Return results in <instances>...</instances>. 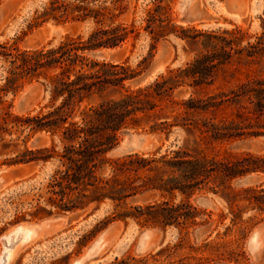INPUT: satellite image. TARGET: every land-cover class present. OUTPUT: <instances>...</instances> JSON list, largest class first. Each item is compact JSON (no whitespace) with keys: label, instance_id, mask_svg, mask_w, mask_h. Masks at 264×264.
<instances>
[{"label":"trees","instance_id":"1","mask_svg":"<svg viewBox=\"0 0 264 264\" xmlns=\"http://www.w3.org/2000/svg\"><path fill=\"white\" fill-rule=\"evenodd\" d=\"M169 10L164 4L147 12L142 30L150 37V49L173 35L195 46L196 52L184 66L135 87L130 83L147 64L131 68L127 60L90 56L119 49L129 40L133 46L140 35L132 23L117 21L125 12L122 0H49L36 17L38 24L89 21L87 36H66L57 45L37 49L0 43V156L15 153L0 160V166L54 164L45 207L36 209L33 217L87 210L91 215L108 203L96 232L128 221L142 228L186 231L209 222V214L191 202L204 191L226 201L232 225L241 221V211L233 208L239 200L264 214L262 184L241 190L232 186L248 174H264V154L222 149L264 137V32L176 26ZM39 79L49 92L47 108L32 115L14 114L6 96L24 82ZM144 128L163 133L181 129L192 144L111 156L124 133ZM24 131L23 148L15 152L17 145L11 142ZM37 133L48 134L49 145L26 147L25 138ZM5 135L11 139L5 141ZM143 196L152 200L135 203Z\"/></svg>","mask_w":264,"mask_h":264},{"label":"rangeland","instance_id":"2","mask_svg":"<svg viewBox=\"0 0 264 264\" xmlns=\"http://www.w3.org/2000/svg\"><path fill=\"white\" fill-rule=\"evenodd\" d=\"M48 1L1 0L0 43L15 44L22 50L37 49L57 45L66 36H87L92 27L89 21L55 23L49 20L38 24L36 17ZM164 4H168L170 18L176 26L192 27L198 31L240 27L249 35L264 32V0H122L125 12L117 21L132 23L140 35L133 41V46L132 40H129L119 49L99 50L90 56L96 60L116 63L127 60L131 68H144L147 64L142 74L130 83L131 87L147 84L169 69L184 66L193 58L195 46L170 35L160 40L154 49H150V37L142 30L147 12ZM143 59H146L145 62L140 63ZM156 60L159 61L158 66L149 73ZM139 64L140 67H137ZM5 100L11 103L14 114L32 115L47 108L49 92L42 79L26 81L14 94H8ZM26 133L24 131L19 140L11 142L17 145L15 152L23 148L22 139ZM140 136L147 137L146 143L138 144L137 138ZM9 139L8 135L4 136L5 141ZM25 139L26 147L30 149L50 143V137L45 133H37ZM186 143L191 145L192 137L181 129H172L169 133L150 132L147 128L129 130L123 134L111 156L148 152L159 147L164 150ZM223 148L234 153L264 154V137L246 138ZM14 155L13 152L1 155L0 160ZM3 168L15 170L16 174L0 185V237L17 224H38L45 219L54 222L41 229L29 242L17 244L7 264H75L80 261L81 264H195L206 258L208 264H264V214L246 201L239 200L233 206L235 210L241 211V221L235 225L230 223L232 214L229 213L226 201L220 195L204 191L195 195L191 202L209 214L206 225L180 231L174 227L165 230L142 228L128 221L126 224L113 222L96 232L101 227L98 222L106 214L108 203L100 206L94 218H90L93 213L87 215L89 210L40 218L32 216L36 209L45 207L47 186L54 169L52 162L0 166V169ZM260 184L264 187V174L251 173L235 180L232 186L235 190H241ZM151 200L143 196L135 203ZM257 230H260L258 233L262 239L252 245ZM144 233L151 235V239L148 238L151 243L141 249L140 241ZM98 242H102V247L96 256L86 258ZM2 251L0 242V256Z\"/></svg>","mask_w":264,"mask_h":264},{"label":"water","instance_id":"3","mask_svg":"<svg viewBox=\"0 0 264 264\" xmlns=\"http://www.w3.org/2000/svg\"><path fill=\"white\" fill-rule=\"evenodd\" d=\"M158 64H159V61L156 60L152 64V66L149 70V73L153 72L155 70V68L158 66ZM146 140H147V137H144V136L143 137L140 136L137 138L138 144H144V143H146ZM15 174H16L15 170L7 169V168L0 169V185L4 184L7 180H9ZM98 211L93 213L90 216V218L96 217L98 215ZM53 223H54L53 221L45 219L41 223H38V224H24V225L17 224L14 227H12L11 229H9L8 231H6L5 233H3L0 237V242L3 246V251H2V254L0 256V264H7V258H6L7 249H11L12 247H15L17 244H25V243L29 242L33 237H35V235L41 229L46 228L48 226H51ZM262 229H264V228H262ZM29 230L34 231L33 236L28 241H22L21 239L23 238L24 235H27ZM260 230H258V232ZM145 237H146V233H144L141 236V239L146 240ZM101 243L102 242H98L96 245H94V247L91 249V252L86 256V258H91L92 256H94L96 254V252L102 247Z\"/></svg>","mask_w":264,"mask_h":264},{"label":"bare ground","instance_id":"4","mask_svg":"<svg viewBox=\"0 0 264 264\" xmlns=\"http://www.w3.org/2000/svg\"><path fill=\"white\" fill-rule=\"evenodd\" d=\"M135 138V137H134ZM42 226V225H41ZM33 234H34V231L33 230H29L28 231V233H27V235H24L23 236V238L21 239L22 241H28V240H30L31 239V237L33 236ZM146 240L145 239H141V249H144L145 247H147V245L148 244H150L151 243V241H149V239H151V235H149V234H146ZM149 238V239H148ZM261 236L259 235V233H258V230L254 233V235H253V239H252V245H256L258 242H260L261 241ZM14 247H12L11 249H7V254H6V258H7V260H8V258H9V255H10V253H11V251H12V249H13ZM75 264H81V261L80 262H77V263H75Z\"/></svg>","mask_w":264,"mask_h":264}]
</instances>
